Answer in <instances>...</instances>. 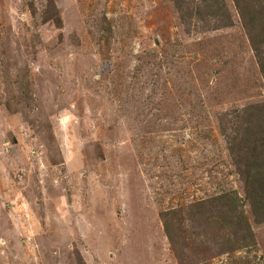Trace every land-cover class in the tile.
<instances>
[{"label":"rangeland","instance_id":"obj_1","mask_svg":"<svg viewBox=\"0 0 264 264\" xmlns=\"http://www.w3.org/2000/svg\"><path fill=\"white\" fill-rule=\"evenodd\" d=\"M191 1L0 0V264H264L219 126L244 131L264 77L233 0L219 29ZM223 189L250 229L187 207Z\"/></svg>","mask_w":264,"mask_h":264},{"label":"trees","instance_id":"obj_2","mask_svg":"<svg viewBox=\"0 0 264 264\" xmlns=\"http://www.w3.org/2000/svg\"><path fill=\"white\" fill-rule=\"evenodd\" d=\"M233 3L239 16V23L247 35L259 66V71L264 77V0H233ZM190 6L188 7L191 10L188 15L189 20L195 17L197 21H201L205 19V16H210L217 24L215 29L231 27L237 22L225 0H192ZM247 111H251L250 113L255 117L250 124L243 127L244 131H241L242 126L239 123L233 120L229 121L230 118L227 121L225 116L228 115V112L220 117L219 126L220 133L225 138L227 148L234 162L235 173L244 184L246 196L250 200V209L256 217L263 210L262 206H264L260 195L261 189L256 186L259 181L261 186L264 184V100L249 104L246 108ZM254 126L255 128H253ZM254 132L259 134V137L253 142L252 146L247 147V142ZM254 158L259 160L258 164L249 165L243 162L244 159H251L254 163ZM238 196V192L234 189H223L207 199L203 198L191 202L187 204V207L192 209V214L199 215L202 213L206 218V222L210 224L223 218L221 221L225 223V226L235 228L232 229L231 233H237L239 229H250L251 227L248 220L247 222L242 220L243 205ZM195 208L196 211H194ZM160 215L167 235L172 245H175V237L172 233L173 223H170L169 220L176 215V209L164 210ZM224 243L225 247L220 252L234 250L246 244L242 240L238 241L237 238L233 241L229 236L221 244ZM82 262L81 259L79 264H82Z\"/></svg>","mask_w":264,"mask_h":264}]
</instances>
